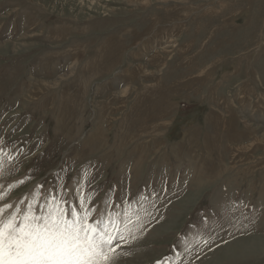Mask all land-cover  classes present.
Instances as JSON below:
<instances>
[{
  "label": "rangeland",
  "instance_id": "1",
  "mask_svg": "<svg viewBox=\"0 0 264 264\" xmlns=\"http://www.w3.org/2000/svg\"><path fill=\"white\" fill-rule=\"evenodd\" d=\"M0 150L143 205L119 264H264V0H0Z\"/></svg>",
  "mask_w": 264,
  "mask_h": 264
},
{
  "label": "snow or ice",
  "instance_id": "2",
  "mask_svg": "<svg viewBox=\"0 0 264 264\" xmlns=\"http://www.w3.org/2000/svg\"><path fill=\"white\" fill-rule=\"evenodd\" d=\"M7 155L0 150V156ZM55 177L59 181L55 186L41 192L44 184L38 183L15 205L0 206V264H119L128 255L125 247L138 239L139 211L147 214V209L141 205L133 211L129 205L121 214L110 199L94 205L96 190L85 193L79 181L65 189V178L59 173ZM75 200L78 205L71 206ZM229 207L238 210L237 205Z\"/></svg>",
  "mask_w": 264,
  "mask_h": 264
},
{
  "label": "bare ground",
  "instance_id": "3",
  "mask_svg": "<svg viewBox=\"0 0 264 264\" xmlns=\"http://www.w3.org/2000/svg\"><path fill=\"white\" fill-rule=\"evenodd\" d=\"M27 23V22H26ZM37 27V26H36ZM157 46V45H156ZM81 81V80H80ZM62 128V127H61ZM15 183V182H14ZM23 198H24V196H23ZM22 199V198H21ZM15 205V204H14Z\"/></svg>",
  "mask_w": 264,
  "mask_h": 264
},
{
  "label": "trees",
  "instance_id": "4",
  "mask_svg": "<svg viewBox=\"0 0 264 264\" xmlns=\"http://www.w3.org/2000/svg\"><path fill=\"white\" fill-rule=\"evenodd\" d=\"M191 108V107H190Z\"/></svg>",
  "mask_w": 264,
  "mask_h": 264
}]
</instances>
